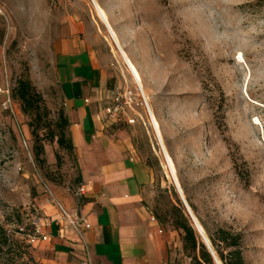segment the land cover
I'll list each match as a JSON object with an SVG mask.
<instances>
[{"label": "rangeland", "instance_id": "374dc122", "mask_svg": "<svg viewBox=\"0 0 264 264\" xmlns=\"http://www.w3.org/2000/svg\"><path fill=\"white\" fill-rule=\"evenodd\" d=\"M98 1L115 12L121 22L115 31L128 36L120 38L121 48L151 79L149 101L198 234L205 236L198 221L209 230L229 227L241 235L245 262L264 264V0ZM88 23L108 35L90 0H0V89L12 90L27 75L39 92H51L55 45L71 28L84 25L87 34ZM100 43L110 69L126 67L107 40ZM45 99L54 120L62 104ZM4 100L0 94V104ZM13 102L14 114L0 109V225L9 235L0 245V264H42V243L26 242L16 229L40 219V205L51 202L46 190L55 198L56 188L69 189L78 198V169L53 142H45L44 163L37 162L30 117ZM137 119L135 144L155 170L148 192L154 201L144 203L152 215L155 209L166 215L176 203V184L147 109ZM163 228L176 242L168 264H188L179 234Z\"/></svg>", "mask_w": 264, "mask_h": 264}, {"label": "crops", "instance_id": "0c3cea01", "mask_svg": "<svg viewBox=\"0 0 264 264\" xmlns=\"http://www.w3.org/2000/svg\"><path fill=\"white\" fill-rule=\"evenodd\" d=\"M103 5L106 23L101 22L108 35H103L96 23V30H92L93 23H88L87 34L84 25L81 30L70 27L55 45L48 83L51 92L43 94L50 102H60L68 117L81 174L79 184L84 186V194L75 198L60 188L53 192L68 212H77L90 223L85 239L92 264H168V250L176 242L144 203L154 175L134 141V125L143 107L127 111L118 122H112L106 115L112 90L131 88L127 77L130 75L135 85L140 86L148 108L159 123L154 103L149 101L151 79L121 48L120 40L127 42L128 36L115 31L114 27L121 22L105 2ZM75 36H78V45ZM102 40L109 42L113 53H124L137 71L139 83L122 63L110 69L109 51L101 45ZM41 76V82L46 84L43 73ZM132 117L135 122L128 124L126 120ZM40 214L41 230L48 236L46 241H37L47 253L40 262L81 264V246L58 209L43 201ZM60 226L64 228L63 233H59Z\"/></svg>", "mask_w": 264, "mask_h": 264}, {"label": "trees", "instance_id": "16d2710c", "mask_svg": "<svg viewBox=\"0 0 264 264\" xmlns=\"http://www.w3.org/2000/svg\"><path fill=\"white\" fill-rule=\"evenodd\" d=\"M97 2L104 9V5L98 0ZM10 99L18 102L22 113L30 117V135L34 143V158L37 162L40 164L44 163L45 142L55 143L58 150L64 152L68 159L71 157L72 161L76 163L78 172L74 178V183L75 186L79 185L81 174L74 151V144L69 134L70 122L62 107L57 110L56 118L51 120L49 115L53 104H49L46 101L44 94L37 90L27 75L16 80L14 88L10 90ZM166 149L170 155L168 148ZM170 157L172 158L171 155ZM55 159L57 162L59 161L58 153H56ZM145 160L154 175L155 170L151 161L147 160L146 157ZM181 191L190 210L194 211V207L189 202L183 187ZM174 193L176 195V203L171 205L166 215L160 214L155 209L154 219L162 227L167 226L179 234L182 250L189 258L188 264H216L213 254L195 229L178 192L174 191ZM148 201L149 198L147 199ZM153 201L154 198H151L147 204L150 205V202L152 204ZM25 215L27 216L28 214L25 213ZM198 223L210 243L212 252L221 264H247L243 256L241 235L238 232L225 226H218L213 230H209L201 221H198ZM23 224L27 228L31 227L29 219ZM20 228L19 226L17 227L16 233L23 236L28 242L25 232L20 231ZM7 238H9V235L6 234L5 229L0 225V245H4Z\"/></svg>", "mask_w": 264, "mask_h": 264}, {"label": "built area", "instance_id": "2783aa9c", "mask_svg": "<svg viewBox=\"0 0 264 264\" xmlns=\"http://www.w3.org/2000/svg\"><path fill=\"white\" fill-rule=\"evenodd\" d=\"M0 94L5 96V100L0 104V109L8 111L14 114L15 105L10 99V91L8 88L0 89ZM138 107H143L148 109L147 100L140 88L136 85V91L131 88H119L115 87L110 95V105L106 109V115L108 119L112 122H118L120 116L125 114L127 111H134ZM128 124L135 122L134 117L126 120ZM69 191V189H67ZM50 196L51 202L57 209L58 212L69 227L70 231L76 236L78 243L83 251V258L81 259V264H92L89 252V246L85 239V233L90 228V223L86 217L78 214L77 212H68L52 195L51 191L46 190ZM74 194L76 196H81L84 194V186L79 184L74 189ZM41 222L39 218L33 219L31 222V227L27 228L25 226L20 228V231L25 232L27 241L29 243H34L37 241H46L48 239L47 234L43 233L41 230ZM63 227L60 226L59 233H63Z\"/></svg>", "mask_w": 264, "mask_h": 264}, {"label": "bare ground", "instance_id": "6f19581e", "mask_svg": "<svg viewBox=\"0 0 264 264\" xmlns=\"http://www.w3.org/2000/svg\"><path fill=\"white\" fill-rule=\"evenodd\" d=\"M90 2L92 3V5L95 8V11L97 13V15L99 16V18L106 23V14L104 9L98 4V2L96 0H90ZM111 35H113V33L111 32ZM114 37V35H113ZM123 56V61L125 62L126 67L128 68V70L131 72V74L133 75V77L136 79V81L139 83V76L137 71L135 70L134 66L132 65V63L127 59V57L124 55V53L121 51V57ZM140 75V74H139ZM149 107V106H148ZM148 114H149V121L151 124V127L156 135L157 141L159 143V146L161 148V152L163 154V159L165 161V165L166 168L168 170L169 176L171 177V179L173 180V182L178 185V181H176V176H175V168H174V164L173 161L171 159V157L169 156V154L167 153L163 141H162V137H161V131L159 129V124L157 122V119L155 118V116L153 115V113L151 112L150 108L147 109ZM200 228V227H199ZM201 230V229H200ZM202 231V230H201ZM205 237V236H204ZM203 237V238H204Z\"/></svg>", "mask_w": 264, "mask_h": 264}, {"label": "water", "instance_id": "95a60500", "mask_svg": "<svg viewBox=\"0 0 264 264\" xmlns=\"http://www.w3.org/2000/svg\"><path fill=\"white\" fill-rule=\"evenodd\" d=\"M175 188H176V191H177L178 194H179V197H180L181 201H182L183 204H184V207H185V209H186V211H187L189 217H190L191 220H192V214H191V212H190L191 210H190L189 206L187 205V203H186V201H185V199H184V196H183V194H182V191H181V188H180L179 184H178V185H175ZM199 227H200V229L202 230L201 226H199ZM202 231H203V230H202ZM203 241L205 242V244L207 245V247L209 248V250H210L211 253L213 254L214 259H215V263H216V264H221V263L219 262V260L215 257L214 253L212 252V249H211V247H210V243H209L208 239L206 238V236L203 238Z\"/></svg>", "mask_w": 264, "mask_h": 264}]
</instances>
